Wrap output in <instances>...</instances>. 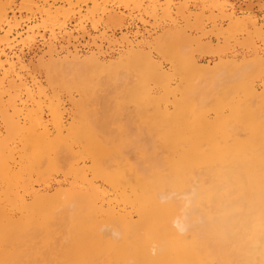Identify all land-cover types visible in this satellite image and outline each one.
I'll use <instances>...</instances> for the list:
<instances>
[{"label":"bare ground","instance_id":"obj_1","mask_svg":"<svg viewBox=\"0 0 264 264\" xmlns=\"http://www.w3.org/2000/svg\"><path fill=\"white\" fill-rule=\"evenodd\" d=\"M142 1L0 0V264H264V28L211 0L204 31L184 0L183 49L123 35L114 58L79 54L70 23L87 38L123 26L114 8L156 17ZM101 33L97 50L122 46ZM209 33L251 58L199 64L191 52L230 48ZM36 38L31 65L15 49Z\"/></svg>","mask_w":264,"mask_h":264},{"label":"rangeland","instance_id":"obj_2","mask_svg":"<svg viewBox=\"0 0 264 264\" xmlns=\"http://www.w3.org/2000/svg\"><path fill=\"white\" fill-rule=\"evenodd\" d=\"M172 1H173L172 3H174L176 5L170 7V9H172L170 11V15H171L170 18L167 17V16H163L162 15L161 8L164 6L163 4L165 3V0H154L152 2L154 3V5H156L158 7V8L156 7L157 8V14H158V15H156V17H147L146 15L140 14L141 12L134 11V10L131 11V10H128V9L126 10L123 7L114 8L113 9V11H114L113 13H116V14L120 15L121 17L123 16L125 18L124 19V24H123V26L121 28L104 29V27L102 26V27H98V29H96L97 31H94V30H92L90 24L87 23L86 25L84 24V26H85L84 28H85L86 32L89 34L90 37L88 36L87 38L86 37L83 38V37H81V35H82V33L80 32L81 30L80 31L77 30V29H80V27L77 26V25H76L77 27H75L74 26L75 23L72 22V23H70V25L67 26L68 27L67 31L71 32L73 34V36L78 39L77 41L79 43L76 42L74 44L76 46H78V51H79V54H81V55H86V54H89L91 52L96 53L98 51L99 52L102 51V53L104 54L103 55L101 53L103 58H105V57L107 59L109 57L110 58H114L120 52L124 51L128 47V45L125 44V43L128 44V42H123V43L120 42L121 41V37L123 35L126 36L127 37V41H129L133 45H135V44H142L143 46L146 45L145 46L146 50H148V48L150 49V46L147 48L148 45L145 43V41L146 42L148 41L147 43L151 42V44H153L154 40H156V38H158L160 36H162V38H163V35H168L167 36L168 37V39H167L168 41H166L167 44L169 43L171 48H173V49L177 48V50H178L180 48V46L182 45V42H184V41L182 40L180 42V40H178L179 38H178V35L176 34V32L174 30L175 28L173 27V25H177L180 29H184L185 27H187V25H185L187 23H184L185 20L180 18L179 17L180 15L177 16V14H178L177 13L178 12L177 11V9H178L177 6L180 3H182L184 0H172ZM188 1H191V0H188ZM198 1L197 0H193V2L188 3V9L185 11V13L187 12L186 13L187 15L190 14V13L192 15H196V13L199 14L202 11L201 12L202 15H203L202 18L205 17L204 19H202V21L204 20L202 22V24L204 25V23H205L204 31H209L210 29H212V24L213 23L211 21H207V17H209V14H211L212 8H210V9L208 8L207 9V7H205L204 9H206V10H204L203 6L204 5L207 6L208 4H210L211 0H207V1L205 0L204 1L205 4H203V3L200 4V2H198ZM220 1L221 2H225V0H220ZM227 1L229 3H231L232 6L234 7L237 17H239V18L242 17L243 18V17L248 16V15L251 16V17H255V18L258 19L259 24L262 26V28H264V25H262V24H264V17H262V16H264V12H262L260 10V8H259L260 4L264 5V0H227ZM152 2L149 3V0L148 1H146V0L142 1L144 7L145 6L151 7V6H149V4H152ZM194 2H196L197 4H194ZM16 3L17 4L20 3V0H16ZM160 3L161 4L163 3V4L160 5V8H159V6L157 4H160ZM193 5H194V8H193ZM212 13L214 15H216L217 11L216 10L215 11L212 10ZM227 13H228V11H227ZM139 18H141V19H139ZM172 20H174L176 24H172L173 23ZM190 20H191V22H194L193 16H190ZM37 21L39 22L40 19L39 18L36 19L32 24L33 25L38 24ZM227 24L229 25L228 21L220 20V21L217 22L218 27H220L222 30H226V31L228 29H230L229 27H227L228 26ZM173 31H174V33L171 35L170 33H172ZM195 31H200V30L199 29H197V30L192 29L190 31V29H187L186 33L189 36L191 35L190 38H192V37L194 38V37H197V36L201 35L200 32H196L195 33ZM101 32L105 33L106 36L109 37V39L115 40L114 45H116L117 42H118V45H122L123 47L119 46V47H117L118 49H116L114 51H112L113 49L110 50L111 53H109V55H108L106 50H109L111 48L106 47L107 46L106 43H104V42L101 43V42H99L97 40L96 41V46L100 44V47H101L100 50H97L95 48L91 38L95 37V36H99V34ZM134 32H137L138 34L136 36H134ZM55 33H57V32H55ZM165 33H167V34H165ZM47 34H49V33H47ZM214 34L215 33H209V34H207L206 38H203L204 37L203 36L202 40L204 42H210L211 46L213 48H215L217 46H220V48H222V47L223 48H227V47H224L226 45H228V47H230V48L228 50L224 51V52H226L224 55H223V53L222 54L219 53L220 56H219V54H218V56L216 55L217 53H215L214 49L213 50L212 49H209V50L205 49V50H203L201 52L200 51L196 52V50H195V51L191 52L192 53L191 55H193V57H195V59L198 61L199 64H201V65H207L208 64V65L211 66L214 63H216L220 57L225 58V59H229L233 54H236V56H238L237 58L239 60L241 59V57H246V59L251 58V56H250V54H251L250 52L251 51L250 50L247 51V50L240 49L238 51L237 49H239V48H236L237 51L235 53H233V51L231 49L232 48L231 45L233 44L234 38L232 36H229V39H228V37H227L228 34H224L225 36H223V35L215 36ZM56 36H58V39H60L59 38L60 35L58 33H57ZM219 36H222V37H219ZM239 36H240V34H238V36H236V38H239ZM46 37L48 38L49 36H46ZM47 38L44 39V40H41L40 38H36L35 43L33 45H31V46H23L22 47V45L20 46V44H19V45L16 46L15 50L17 52H19L20 50L22 51L21 56L23 57V59L25 60L26 63H30V64L32 63L31 65H35L37 63L36 61L39 59V57L42 56L47 50V47H44L45 45L47 46V43H48ZM46 40H47V42H45ZM137 41H138V43H136ZM224 42H225V44L223 45ZM185 44H187V43H185ZM216 44H217V46H216ZM221 45H222V47H221ZM184 47H186V45H184ZM193 47H195V46H193ZM261 49H262L261 50L262 54H264V46H262ZM69 50H73V48H70ZM221 52H223V51H221ZM105 53L107 54V56H105L106 55ZM200 53H202V54H200ZM22 54H24V55H22ZM59 54L60 55H64L65 52H62V53H59ZM153 55L156 56L155 53H153ZM166 67H168V64L166 65ZM113 108H111V109L113 110ZM112 110H110V111H112ZM114 111H115V108H114ZM112 112L110 114H112ZM113 113H115V112H113Z\"/></svg>","mask_w":264,"mask_h":264}]
</instances>
